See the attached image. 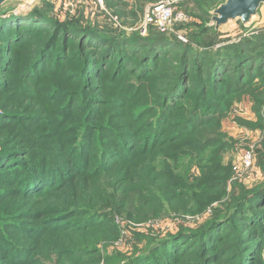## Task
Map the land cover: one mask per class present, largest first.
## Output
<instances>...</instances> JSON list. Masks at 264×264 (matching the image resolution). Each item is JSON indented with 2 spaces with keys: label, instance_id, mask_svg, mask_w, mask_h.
<instances>
[{
  "label": "trees",
  "instance_id": "obj_1",
  "mask_svg": "<svg viewBox=\"0 0 264 264\" xmlns=\"http://www.w3.org/2000/svg\"><path fill=\"white\" fill-rule=\"evenodd\" d=\"M156 1L105 0L122 27L96 15L82 24L76 19L59 21L44 9L19 15L15 3L0 8V151H9L0 153V176L16 185L23 178L22 193L30 195L31 190L39 191L54 180L65 184L74 172L87 177L86 168L97 148L104 170L125 162L136 151L152 153L157 145L184 144L193 130L204 125L207 96L221 98L219 91L232 74L237 75L238 84L250 83L255 72L264 77V31L231 42L229 36L220 34V27L209 25L212 10L225 0H189L199 10L195 12L200 20L190 35L192 43L168 37L154 25L145 33L135 27L146 5ZM239 23L244 31L251 29ZM250 51L253 54L248 56ZM192 88L198 90V100L187 120L184 116L175 126L172 118L186 109ZM148 89L152 100L144 102ZM168 128L172 130L166 139ZM103 143L107 145L100 146ZM136 143L141 147H133ZM1 195L0 208L6 211L9 205L2 204ZM68 201L61 199L47 207L49 221L60 229L52 235H91L89 230L96 229L103 214L77 204L66 209ZM263 206L261 184L238 204V214L254 221V214L262 216ZM71 213L81 215L82 220L70 219L77 216ZM228 231L221 235L223 239ZM256 231L253 228L255 236ZM221 237L215 235L213 246ZM88 246L84 249L97 253L95 245ZM183 247L172 246L171 252L165 248L164 253L170 261H180L189 254ZM221 250L218 247L209 258L217 262V255L223 258L229 252ZM3 251L1 264L24 259L25 252L16 247Z\"/></svg>",
  "mask_w": 264,
  "mask_h": 264
},
{
  "label": "rangeland",
  "instance_id": "obj_2",
  "mask_svg": "<svg viewBox=\"0 0 264 264\" xmlns=\"http://www.w3.org/2000/svg\"><path fill=\"white\" fill-rule=\"evenodd\" d=\"M15 4L14 11L19 15L44 9L59 21L76 19L85 24L96 15L123 26L105 0L103 11L98 9L96 0H83L74 4L75 7L63 4L62 0H19ZM195 11L199 10L192 1L182 0L175 15L183 14L187 20L175 22L172 31L161 32L173 39L184 35L192 43L190 35L200 23ZM139 21L135 24L137 28ZM250 28L244 31L238 21L220 27L219 32L229 36V41L237 42L242 36L264 31V5ZM243 50L241 47L240 52ZM256 74H252L250 83L242 84L232 74V79L219 91L221 98L207 96L204 125L193 130L184 144L171 142L159 148L157 145L152 153L136 151L125 162H116L104 170L100 169L97 148L86 168L87 177L74 172L71 177L77 178H69L60 185L54 180L39 191L31 190L30 195L22 193L26 188L23 176L17 185L14 180L0 176L2 204L9 205L6 211L0 208V257L5 254L4 248L16 247L25 255L12 264H264V212L262 216L254 214V221L244 218L243 213L238 214V204L257 186H264V77ZM147 92L144 102L152 100L153 92L150 89ZM198 94L197 89H191L184 104L186 109L178 110L172 118L175 126L184 116L187 120ZM171 130H166V139ZM179 130L176 127L175 132ZM137 146L141 147L138 143L133 145ZM248 150L254 153L249 168L243 162ZM6 152L9 151H0ZM61 199L70 200L66 209L77 204L103 214L96 229L89 230L91 235L85 232L76 237L52 235L59 234L60 229L49 221L47 210ZM257 210L254 207V213ZM72 215L77 216L70 219L82 220L81 215ZM253 228L258 235L253 234ZM226 231L227 239H223L221 235ZM216 234L223 240L213 246ZM87 245L89 248L95 245L97 253H90L94 249H84ZM183 245L182 250L189 252L187 257L170 261L164 249L171 252L172 246ZM218 247L229 252L223 258L217 255L216 262L208 254L214 255Z\"/></svg>",
  "mask_w": 264,
  "mask_h": 264
},
{
  "label": "built area",
  "instance_id": "obj_3",
  "mask_svg": "<svg viewBox=\"0 0 264 264\" xmlns=\"http://www.w3.org/2000/svg\"><path fill=\"white\" fill-rule=\"evenodd\" d=\"M182 0H159L157 3L147 5L143 15L138 23V28L142 33L147 31L149 25L156 26L160 31H172L175 22L179 23L186 21L187 18L183 14L175 15L177 5ZM83 0H62L63 4L74 6V4L82 3ZM96 3L104 9V0H96ZM119 22V21H118ZM178 38L183 42H188L184 35H178ZM254 153L252 150L245 152L243 162L246 167H250L253 163Z\"/></svg>",
  "mask_w": 264,
  "mask_h": 264
},
{
  "label": "water",
  "instance_id": "obj_4",
  "mask_svg": "<svg viewBox=\"0 0 264 264\" xmlns=\"http://www.w3.org/2000/svg\"><path fill=\"white\" fill-rule=\"evenodd\" d=\"M16 1L18 0H0V8ZM262 5L264 0H225L212 10L209 25L218 28L240 21L244 26L251 27Z\"/></svg>",
  "mask_w": 264,
  "mask_h": 264
},
{
  "label": "crops",
  "instance_id": "obj_5",
  "mask_svg": "<svg viewBox=\"0 0 264 264\" xmlns=\"http://www.w3.org/2000/svg\"><path fill=\"white\" fill-rule=\"evenodd\" d=\"M19 1V0H18ZM159 1V0H158ZM158 1H156V2H154V3H157ZM153 2H150V3H148L147 5H151V4H154ZM146 5V6H147Z\"/></svg>",
  "mask_w": 264,
  "mask_h": 264
}]
</instances>
